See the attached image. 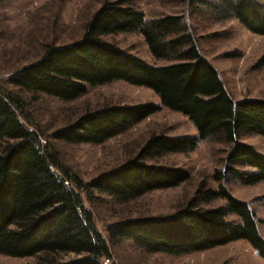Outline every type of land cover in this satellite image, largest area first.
Masks as SVG:
<instances>
[{
	"label": "trees",
	"instance_id": "1",
	"mask_svg": "<svg viewBox=\"0 0 264 264\" xmlns=\"http://www.w3.org/2000/svg\"><path fill=\"white\" fill-rule=\"evenodd\" d=\"M12 0H0V4ZM135 0L106 1L87 22L83 36L51 44L41 58L9 75L13 86L71 101L91 87L115 80L152 89L160 103L107 104L88 110L52 137L72 143L101 144L168 107L186 115L197 135L153 134L140 154L101 172L90 181L64 165L59 153L29 127L21 98L0 88V254L30 257L72 252L78 256L40 264H108L111 245L131 240L148 252L184 255L246 239L264 258L260 220L249 203L229 189L232 180L253 185L264 180V153L242 135L264 136V99L233 98L217 68L202 54L195 25L180 13L148 18ZM192 11L216 20L237 19L264 35V0H190ZM138 31L150 52L165 65H153L101 38ZM254 69L264 68V54ZM201 140L230 144L225 166L217 170V188L203 181L196 197L169 215L125 218L97 228L86 207L93 191L126 202L145 193L178 187L191 178L184 167L146 162L168 152L194 151ZM225 204L204 208L215 199ZM235 215L237 220L228 219ZM47 262V263H45ZM110 264H116L111 262Z\"/></svg>",
	"mask_w": 264,
	"mask_h": 264
},
{
	"label": "rangeland",
	"instance_id": "2",
	"mask_svg": "<svg viewBox=\"0 0 264 264\" xmlns=\"http://www.w3.org/2000/svg\"><path fill=\"white\" fill-rule=\"evenodd\" d=\"M114 0H12L0 4V88L8 89L23 101L29 127L36 130L43 142H49L59 153L64 165L83 180L90 181L101 172L114 168L140 154L153 134L170 137L197 135L192 121L183 113L164 107L144 121L132 126L104 143H72L52 137L55 130L76 121L79 116L107 104H136L146 101L160 103L159 96L144 86L115 80L91 87L78 99L63 101L56 97L19 89L8 82L9 75L22 66L41 58L51 44L63 45L80 39L93 14L106 2ZM134 4L146 17L180 13L195 25L202 54L217 68L233 98L264 99V68L254 69L264 54V35L250 32L237 19L216 20L211 15L192 11L190 0H135ZM150 64L165 65L169 61L157 59L138 32H117L101 36ZM241 141L264 153V136L242 135ZM230 144L201 140L194 151L168 152L146 159L147 163L184 167L191 178L178 187L158 189L126 202H119L106 193L93 191L89 199L81 191L86 207L94 213L97 228L107 237V226L115 221L139 216L169 215L183 208L196 197L200 184L217 188L215 172L225 166ZM229 191L249 203L258 219L264 220V180L245 185L232 180ZM225 204L223 199L200 202L204 208ZM228 219L237 220L235 215ZM264 237V223H259ZM110 264H264L250 242L239 239L226 245L184 255L148 252L131 240L123 239L111 245ZM67 261L76 253L61 252L30 257L0 254V264H40L42 258ZM47 263V262H45Z\"/></svg>",
	"mask_w": 264,
	"mask_h": 264
}]
</instances>
